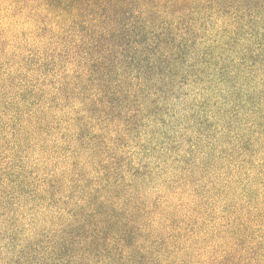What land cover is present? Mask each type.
Returning a JSON list of instances; mask_svg holds the SVG:
<instances>
[{
  "label": "rangeland",
  "instance_id": "1",
  "mask_svg": "<svg viewBox=\"0 0 264 264\" xmlns=\"http://www.w3.org/2000/svg\"><path fill=\"white\" fill-rule=\"evenodd\" d=\"M199 3L183 5L200 21L198 39L188 47L193 59L171 76L166 106L144 104L133 130L123 120L110 126L101 146L86 142L73 160L63 149L50 154L60 141L58 119L48 120L41 142H24L0 192V264H66L59 247L54 256L48 250L55 218L41 194H31H43L39 186L52 173L60 187H72L74 204L86 197V180L96 183L99 198L119 196L118 207L141 230L140 247L161 254L163 264H264V95L253 83L221 80L216 45L204 55L222 41L220 24ZM85 7L79 0H0V125L26 130L29 116L55 96L77 104L85 87L75 80L81 61L73 47L85 25L72 12ZM238 51L223 57L236 60ZM113 156L118 171L103 187L106 178L96 172ZM22 189L25 198L17 195Z\"/></svg>",
  "mask_w": 264,
  "mask_h": 264
},
{
  "label": "trees",
  "instance_id": "2",
  "mask_svg": "<svg viewBox=\"0 0 264 264\" xmlns=\"http://www.w3.org/2000/svg\"><path fill=\"white\" fill-rule=\"evenodd\" d=\"M79 1L86 7L76 9L72 15L81 19L79 24L85 25V30L74 42L73 49L81 62L79 66L73 64L78 66L73 72L75 80L84 84L83 94L78 95L76 105L70 103V98L62 100L55 96L51 105L34 113L33 120L29 116L27 122L31 123L26 130L14 123H1L0 192L6 189L3 184L6 168L24 150L28 138H32L29 139L31 144L41 142V133L48 120H59L55 129L60 135V141L51 146L53 152L50 154L63 149L69 154L65 160H73L80 145L88 142L90 148V142L97 141L94 147L101 146L103 134L110 126L119 125L123 120L129 123L127 129L133 130V122L141 116L144 104L156 108L166 106L169 97L164 95L173 79L171 76L182 74V62L193 59L188 47L197 42L196 27L200 21L194 17L196 13H186L183 5L198 4L201 0ZM135 5L138 7L132 8ZM162 5H166L165 10L160 9ZM200 5L220 24L218 35L222 36V41L208 45L204 55L216 45L218 58L225 64L217 72L221 80L236 83L237 79L241 85L253 83L254 89L263 96L264 0H202ZM233 48L239 50L236 60L231 56L224 58L223 53ZM161 83L166 85L157 88ZM60 100L62 109L53 114L51 110L58 109L56 103ZM44 153L47 155V150ZM114 159L113 156L103 160L96 172L106 178L103 187L118 171L112 164ZM107 164H110L108 170ZM71 168L75 171L76 165ZM51 178L57 177L52 173L39 186L46 190L43 194L37 189L31 192L33 197L41 194L40 200L55 218L53 225L57 229L49 231L53 235L46 236L51 256L59 247V258L65 256L66 264H163L161 254L155 257L150 248L140 247L141 230L131 224V213L128 215L118 207L119 196L107 194L99 198L96 183L86 180L85 185H81L86 197L74 204L70 194L72 187L66 185L63 190ZM26 180L24 177L23 181ZM74 182L75 179L70 180ZM25 186L23 184L24 189ZM23 194L26 192L22 189L17 195L25 198Z\"/></svg>",
  "mask_w": 264,
  "mask_h": 264
}]
</instances>
